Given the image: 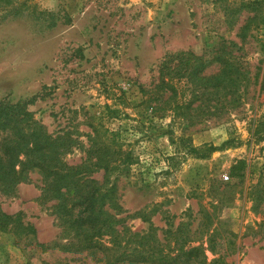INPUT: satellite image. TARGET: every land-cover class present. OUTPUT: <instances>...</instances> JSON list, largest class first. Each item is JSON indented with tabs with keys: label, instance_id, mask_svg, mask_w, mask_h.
Returning <instances> with one entry per match:
<instances>
[{
	"label": "rangeland",
	"instance_id": "1",
	"mask_svg": "<svg viewBox=\"0 0 264 264\" xmlns=\"http://www.w3.org/2000/svg\"><path fill=\"white\" fill-rule=\"evenodd\" d=\"M181 53L183 66L186 53L201 58L193 59L198 77L220 70L214 63L202 73L208 61L233 58L241 71L240 105L210 118L202 96L196 125L186 130L171 113L152 111L141 88L154 90L165 61ZM175 84L179 101L191 100L185 74ZM0 100L27 104L50 133L73 131L84 144L90 123L120 134L135 157L118 179L126 214L146 212L160 236L189 223L193 236L203 213L216 207L223 238L216 256L206 252L208 261L224 254L228 264H264V204L256 212L247 199L250 188L261 181V191L264 183V0H0ZM182 138L200 154L218 150L190 154ZM84 156L75 148L64 161L77 165ZM239 162L247 164L243 182L232 174ZM94 178L102 183L104 173ZM213 184L220 193L227 189L221 209ZM41 185L32 172L10 190L0 187L2 211L21 212L37 231L27 239L0 231V264H95L86 253L37 245L53 246L61 232L52 203L39 200ZM128 226L146 232L150 225L129 219ZM227 229L237 235V252Z\"/></svg>",
	"mask_w": 264,
	"mask_h": 264
},
{
	"label": "trees",
	"instance_id": "2",
	"mask_svg": "<svg viewBox=\"0 0 264 264\" xmlns=\"http://www.w3.org/2000/svg\"><path fill=\"white\" fill-rule=\"evenodd\" d=\"M243 25L241 31L247 29ZM188 60L184 64L178 60L184 53L170 56L163 64L159 82L154 90L146 91L145 103L152 111L165 116L171 113L174 123H184V129L193 127L203 104L202 96H207L208 115L210 118L230 114L235 110L233 104L241 102L239 88L241 72L233 58H218L208 61L202 68L214 63L220 65L217 74L203 77L194 73V55L186 53ZM192 84L191 100L179 101V90L175 84L177 76L184 75ZM201 98V99H200ZM200 104L194 106L196 102ZM153 102L162 105L152 106ZM219 117V116H218ZM209 118V119H210ZM90 133L84 144L75 132L67 131L59 135L50 133L47 128L34 119L27 110V104H10L0 100V187L10 190L28 175L37 172L42 185L39 200L43 205L52 203L55 222L61 229L59 242L52 245L37 244L42 250L58 248L69 253H86L94 259L95 264H228L221 254L208 261L207 251L216 256L223 236L219 227L216 207L213 214L203 213V220L197 231L191 236L189 223L181 222L175 230L163 231L160 236L144 211L132 215L120 206L118 201V179L124 171L135 162L132 150L125 148L120 134L111 131L103 124H88ZM258 134L256 130L253 137ZM188 153L206 157L207 152L218 150L209 147L206 153L191 146L189 141L181 139ZM80 148L84 158L77 165H70L65 156L73 149ZM247 164L239 162L232 170L233 176L243 182ZM104 173L102 183L94 178L98 172ZM113 176L115 179L113 180ZM262 183L259 181L249 189L247 199L253 203L255 211L264 204ZM238 185V184H237ZM211 188V196L217 200L218 208L225 206L227 191ZM239 186V185H238ZM228 188V186L226 187ZM213 192L216 194L213 195ZM228 199V198H227ZM257 212V211H256ZM129 219H139L148 223V231L134 232L128 226ZM0 231L14 234L17 238H36V228L23 221L21 212L11 215L2 211L0 206ZM233 252L240 250L234 239L237 235L231 230L225 231ZM199 243L195 246V243ZM205 243L208 245L205 248Z\"/></svg>",
	"mask_w": 264,
	"mask_h": 264
},
{
	"label": "crops",
	"instance_id": "3",
	"mask_svg": "<svg viewBox=\"0 0 264 264\" xmlns=\"http://www.w3.org/2000/svg\"><path fill=\"white\" fill-rule=\"evenodd\" d=\"M261 247L264 246V241L260 245ZM255 264H260V263H255Z\"/></svg>",
	"mask_w": 264,
	"mask_h": 264
}]
</instances>
